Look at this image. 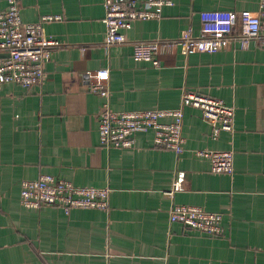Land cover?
I'll return each mask as SVG.
<instances>
[{
  "label": "crops",
  "instance_id": "crops-1",
  "mask_svg": "<svg viewBox=\"0 0 264 264\" xmlns=\"http://www.w3.org/2000/svg\"><path fill=\"white\" fill-rule=\"evenodd\" d=\"M15 1L24 23L58 17L43 24L58 47L40 85L0 87V264H264V49L177 47L156 67L135 61L131 46L198 35L201 11L255 12L259 0H171L160 19L123 31L130 43L110 48L103 0ZM7 6L0 0V13ZM99 69L110 71L106 98L86 78ZM186 91L232 107L233 132L213 139L201 112L185 106L182 154L153 147L151 133L133 148L100 146L105 101L115 112L178 109ZM197 150L232 151L233 173H212ZM44 174L109 188L108 209L24 208L22 182ZM179 176L182 189L168 195ZM176 205L221 214L223 235L171 223Z\"/></svg>",
  "mask_w": 264,
  "mask_h": 264
},
{
  "label": "built area",
  "instance_id": "built-area-1",
  "mask_svg": "<svg viewBox=\"0 0 264 264\" xmlns=\"http://www.w3.org/2000/svg\"><path fill=\"white\" fill-rule=\"evenodd\" d=\"M171 5V0H103L104 46L110 48L130 43L123 31L129 29L134 21L160 19L162 10ZM56 18L44 16L38 22L24 23L17 2L8 0L7 8L0 13V87L15 84L28 89L42 83L44 65L58 47L57 41L44 34L43 24ZM199 19L198 35H193L188 29L177 39L131 43L134 60L158 67V56L177 47L186 55L213 54L227 48L233 41H237L242 49L253 43L264 49V0H259L255 12L236 14L228 10H205L199 13ZM109 77V69L88 73L86 78L90 91L106 98ZM181 105L178 109L115 112L105 101L98 117L99 144L104 148H133L137 135L151 133L153 147L182 154V109L185 106L201 112L212 125L213 139L222 133L233 132L234 109L222 101L186 91L182 94ZM195 154L209 160L212 173H233L232 151L197 150ZM182 182L183 178L179 176L168 195L181 190ZM109 193V188L75 186L44 174L35 180L22 182L19 201L27 209L57 207L68 214L73 209H108ZM169 220L215 237L224 233L221 214L196 206H173Z\"/></svg>",
  "mask_w": 264,
  "mask_h": 264
}]
</instances>
